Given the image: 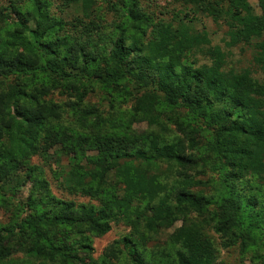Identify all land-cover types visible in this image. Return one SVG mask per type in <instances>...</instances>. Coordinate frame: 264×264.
Returning a JSON list of instances; mask_svg holds the SVG:
<instances>
[{"label":"trees","instance_id":"1","mask_svg":"<svg viewBox=\"0 0 264 264\" xmlns=\"http://www.w3.org/2000/svg\"><path fill=\"white\" fill-rule=\"evenodd\" d=\"M7 1L0 205L12 213L0 227V264H225L211 231L224 249L239 245L264 264V82L228 67L196 28L198 14L223 20L226 45L253 46L264 68V0L260 13L250 0H185L193 14L172 20L140 0ZM98 90L112 104L131 102L130 111L106 116L87 105ZM144 122L152 129H134ZM36 156L56 166L69 194L99 205L55 196ZM203 186L216 197L194 191ZM116 221L132 232L94 258L92 238ZM164 233L168 242L151 248Z\"/></svg>","mask_w":264,"mask_h":264},{"label":"rangeland","instance_id":"2","mask_svg":"<svg viewBox=\"0 0 264 264\" xmlns=\"http://www.w3.org/2000/svg\"><path fill=\"white\" fill-rule=\"evenodd\" d=\"M143 8L149 12L150 14H154L157 18H163L167 20H172L176 13L187 12L188 14L192 15L194 10L192 9V5L185 2V0H140ZM7 0H0V6L7 5ZM102 2V1H101ZM252 6L254 7L257 13H260V9L258 6L257 0H250ZM57 16H65L63 15L60 10L57 8L54 10ZM66 18L70 19V15L67 13ZM196 28L198 31L205 30L208 34V38L211 40L212 46H220L223 51L227 54V62L228 67L235 68L237 70H250L252 76L258 79L261 82H264V68L258 66L254 62V55L255 49L253 46H247L243 44H239L234 47H229L226 45V40L228 41V26L224 23L223 20L219 22H214L211 17H208L204 14L197 15V24ZM202 64L209 63V59H207L203 55L198 56ZM54 99L60 102H64L66 98L61 96L57 91L52 93ZM112 100L109 95L102 94V91H99L91 94L85 100L87 105H97L100 109L104 112L106 116L112 114L113 116H120L124 115L125 112L130 111L132 103H110L109 101ZM69 119V118H68ZM172 134L176 133L175 127L171 126ZM134 129L137 131H149L152 127L149 128V124L144 122L140 124H135ZM63 164H68V160L63 158ZM32 164L38 166L43 170L42 174L44 175L45 179L49 181L50 188L55 196L58 198H63L67 200H73L77 203H86V204H95L99 205V201L92 200L91 198L84 197L82 195H71L69 194L63 187L60 186L58 182L56 173H55V165L53 163H46L41 156H36L32 159ZM196 173V172H194ZM193 173V174H194ZM196 175V174H195ZM212 176V172H209L205 176H201L204 181H207L208 178ZM31 183L27 184L25 187L16 193L17 199L21 201H26L30 190H31ZM202 190L205 195L209 197H216V191L213 186H203L195 188L194 191ZM12 212H8L5 207L0 205V227L6 225L11 216ZM182 225V222H178L175 226L179 227ZM174 228H172L168 233H172ZM132 232L131 227H128L126 223L123 221H116L112 223V230L107 235L101 238H92L93 244V253L92 256L98 259L101 257L105 250L115 241L122 239L125 235H128ZM167 233V234H168ZM167 234L164 233L160 238L156 239L154 242H151V248L157 250V247L164 246L165 242L167 241ZM211 235L214 237L217 245L220 249V257L219 261L224 262L225 264H255V260H253L252 251L247 253H242L241 247L239 245L231 247L229 249H224L222 246V239L218 236L214 231H211ZM168 242V241H167ZM165 248V247H164ZM163 248L161 249V251ZM264 252V251H263ZM22 256H16L13 260H20Z\"/></svg>","mask_w":264,"mask_h":264}]
</instances>
